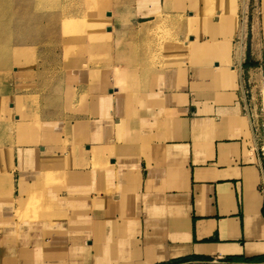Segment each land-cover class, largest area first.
<instances>
[{
  "label": "crops",
  "instance_id": "0c3cea01",
  "mask_svg": "<svg viewBox=\"0 0 264 264\" xmlns=\"http://www.w3.org/2000/svg\"><path fill=\"white\" fill-rule=\"evenodd\" d=\"M132 1L109 13L108 63H68L40 100L39 143L0 147V264H30V248L35 264H264V0H241L257 16L226 56L190 45L231 31L218 13L196 20L201 0ZM161 29L189 54L160 53ZM45 178L66 218L15 236Z\"/></svg>",
  "mask_w": 264,
  "mask_h": 264
},
{
  "label": "rangeland",
  "instance_id": "374dc122",
  "mask_svg": "<svg viewBox=\"0 0 264 264\" xmlns=\"http://www.w3.org/2000/svg\"><path fill=\"white\" fill-rule=\"evenodd\" d=\"M201 1L203 7L197 9L196 20L200 22L201 17L212 19L218 13L231 31L228 40L221 44L216 41L198 44L194 40L190 45L195 54L218 47L226 56L231 49L230 42L235 29H239L244 22L246 31L247 25L256 18L257 13L244 8L243 16L241 0ZM217 1L218 7L215 5ZM131 6L129 0H0V147L12 142L30 146L39 143L35 138L38 139L37 134L44 126L36 115L40 100L45 109L50 107L51 86L55 87L58 81H64L68 63L94 67V62L97 64V52L106 53L103 56L106 61L103 60V63L107 62L110 50L115 47L108 27L109 13L117 9L119 18L129 16L130 11H133V1ZM112 16L115 15L112 13ZM194 19L190 17L189 24ZM65 22H69L71 33L65 30ZM187 44L188 37L184 43L178 44L167 29L157 31L155 46H158L160 53L169 49L170 58L189 54ZM12 104L15 105L13 111L10 107ZM62 144L66 145V142L62 141ZM48 171L50 169L45 170L47 178ZM0 173L7 176L5 165ZM47 178L37 193H34L33 186L27 190L26 196L37 194V200L26 209H21V214H14L15 236H18L23 225L26 227L41 222L44 228H48L66 218L58 217L52 209H44L51 204L45 202L51 201V187L59 185L57 180ZM7 193L5 184L0 185V201L7 200ZM30 249L27 254L30 255L29 262L35 264L36 259L31 255L34 249ZM42 255L45 256L44 253ZM19 260V257L15 258L14 262L17 264Z\"/></svg>",
  "mask_w": 264,
  "mask_h": 264
},
{
  "label": "bare ground",
  "instance_id": "6f19581e",
  "mask_svg": "<svg viewBox=\"0 0 264 264\" xmlns=\"http://www.w3.org/2000/svg\"><path fill=\"white\" fill-rule=\"evenodd\" d=\"M65 7V6H64ZM26 16V15H25ZM21 19V18H20ZM69 22H65V27H66V29L65 30H68V32L69 33H71L72 31H71V28H70V25L68 24ZM33 30V29H32ZM67 32V33H68ZM14 35V34H13ZM42 37V36H41ZM43 38V37H42ZM190 43H194V40L193 41H191ZM27 127H28V125H26ZM33 139V138H32ZM49 169V168H48ZM49 172V171H48ZM58 175V174H57ZM37 200V196H35V195H33V196H31L30 197V200L27 202V203H30V204H32V203H35L34 201H36ZM37 203V202H36ZM44 209H52L53 210V207H51V206H48L47 207V205H46V207L44 208ZM55 213H57V212H55Z\"/></svg>",
  "mask_w": 264,
  "mask_h": 264
},
{
  "label": "built area",
  "instance_id": "2783aa9c",
  "mask_svg": "<svg viewBox=\"0 0 264 264\" xmlns=\"http://www.w3.org/2000/svg\"><path fill=\"white\" fill-rule=\"evenodd\" d=\"M262 156L264 157V152L262 151Z\"/></svg>",
  "mask_w": 264,
  "mask_h": 264
}]
</instances>
